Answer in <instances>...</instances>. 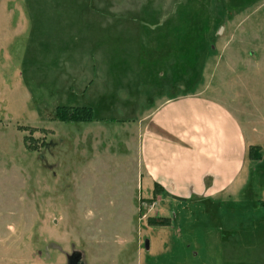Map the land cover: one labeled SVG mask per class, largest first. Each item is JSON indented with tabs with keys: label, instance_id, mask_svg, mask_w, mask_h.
<instances>
[{
	"label": "rangeland",
	"instance_id": "rangeland-1",
	"mask_svg": "<svg viewBox=\"0 0 264 264\" xmlns=\"http://www.w3.org/2000/svg\"><path fill=\"white\" fill-rule=\"evenodd\" d=\"M173 50L189 68L173 95L219 99L261 156L232 193L151 207L136 119L153 84L175 90ZM61 106L93 118L60 121ZM158 214L170 224L148 225ZM77 250L78 264H264V0H0V264Z\"/></svg>",
	"mask_w": 264,
	"mask_h": 264
},
{
	"label": "crops",
	"instance_id": "crops-1",
	"mask_svg": "<svg viewBox=\"0 0 264 264\" xmlns=\"http://www.w3.org/2000/svg\"><path fill=\"white\" fill-rule=\"evenodd\" d=\"M156 25L170 28L162 22ZM171 58L174 74L169 80L175 90L163 96L159 85L168 81L153 84L161 98L136 119L137 174L149 191L148 196H140L151 207L162 199L202 202L203 197L236 191L242 185L240 175L248 161V147L255 145L236 114L219 99L202 90H181L173 95L179 92V79H185L189 68L188 64L184 69L175 64L186 60L174 50ZM155 184L162 191L149 202ZM73 252L79 254L78 264L85 254Z\"/></svg>",
	"mask_w": 264,
	"mask_h": 264
},
{
	"label": "trees",
	"instance_id": "trees-1",
	"mask_svg": "<svg viewBox=\"0 0 264 264\" xmlns=\"http://www.w3.org/2000/svg\"><path fill=\"white\" fill-rule=\"evenodd\" d=\"M55 114H56V118H58L60 121H88V120H92L93 118V111L89 106H75V107L61 106V107H57ZM258 148H259L258 145H250L248 147L247 157L250 160H256L261 156ZM161 191H162L161 187L155 184L153 188V197L152 199H148V201L151 202V200H153L155 195H157ZM146 222L148 225H152V226H168L170 224V219L168 217L150 216L147 218Z\"/></svg>",
	"mask_w": 264,
	"mask_h": 264
},
{
	"label": "flooded vegetation",
	"instance_id": "flooded-vegetation-1",
	"mask_svg": "<svg viewBox=\"0 0 264 264\" xmlns=\"http://www.w3.org/2000/svg\"><path fill=\"white\" fill-rule=\"evenodd\" d=\"M77 260H78V256L77 255L76 256H71V258H70V261H72L73 264H75L77 262Z\"/></svg>",
	"mask_w": 264,
	"mask_h": 264
},
{
	"label": "water",
	"instance_id": "water-1",
	"mask_svg": "<svg viewBox=\"0 0 264 264\" xmlns=\"http://www.w3.org/2000/svg\"><path fill=\"white\" fill-rule=\"evenodd\" d=\"M74 255H78V254L76 253V254L70 255V257L68 258V264H73V262L70 261V258H71V256H74ZM75 264H76V263H75Z\"/></svg>",
	"mask_w": 264,
	"mask_h": 264
}]
</instances>
